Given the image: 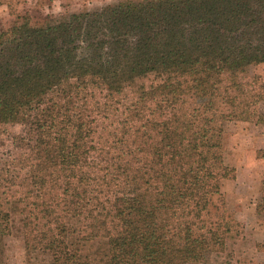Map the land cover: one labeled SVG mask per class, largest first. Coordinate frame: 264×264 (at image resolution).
Wrapping results in <instances>:
<instances>
[{
    "label": "trees",
    "instance_id": "1",
    "mask_svg": "<svg viewBox=\"0 0 264 264\" xmlns=\"http://www.w3.org/2000/svg\"><path fill=\"white\" fill-rule=\"evenodd\" d=\"M15 18L0 29V126L24 123L25 152L0 159V242L18 213L47 264H209L230 236L212 134L264 124V81L243 77L264 65V0Z\"/></svg>",
    "mask_w": 264,
    "mask_h": 264
},
{
    "label": "rangeland",
    "instance_id": "2",
    "mask_svg": "<svg viewBox=\"0 0 264 264\" xmlns=\"http://www.w3.org/2000/svg\"><path fill=\"white\" fill-rule=\"evenodd\" d=\"M123 0H0V29L10 27L16 16H28L32 24L56 21L72 13L93 12ZM264 81V65L246 69L243 77ZM264 113V104L261 106ZM24 123L0 126V159L21 156L13 138L22 135ZM212 143L222 163L212 171L227 201L230 236L223 252L212 254L209 264H264V124L256 118L228 122L212 134ZM27 215V212H25ZM24 215V216H25ZM76 235L79 223L69 221ZM10 232L0 242V264H47V252L27 253L21 216H12Z\"/></svg>",
    "mask_w": 264,
    "mask_h": 264
}]
</instances>
